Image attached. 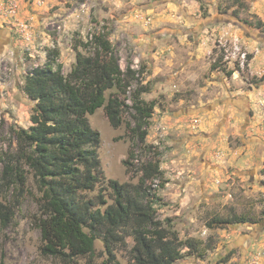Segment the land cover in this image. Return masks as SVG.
I'll list each match as a JSON object with an SVG mask.
<instances>
[{"label": "rangeland", "instance_id": "374dc122", "mask_svg": "<svg viewBox=\"0 0 264 264\" xmlns=\"http://www.w3.org/2000/svg\"><path fill=\"white\" fill-rule=\"evenodd\" d=\"M258 20L264 21V0H0V202L15 210L9 223H0V264H57L39 252L31 176L18 197L14 184L1 179L3 157L16 146L10 127L30 125L26 72L57 48L66 75L74 46L85 52L80 42L100 29L109 32L122 69L143 70L150 91L142 97L155 101L145 140L150 150L125 123L113 128L102 107L88 116L99 133L103 178L135 183L140 163L158 151L157 216L170 218L182 239L202 242L201 257L185 255L176 264H217L230 251L219 264H264V39L253 34H264V27H256ZM232 213L247 221L207 226L213 216ZM95 247L92 264H101L99 239ZM126 250L115 251L121 264Z\"/></svg>", "mask_w": 264, "mask_h": 264}, {"label": "trees", "instance_id": "16d2710c", "mask_svg": "<svg viewBox=\"0 0 264 264\" xmlns=\"http://www.w3.org/2000/svg\"><path fill=\"white\" fill-rule=\"evenodd\" d=\"M256 27H264V21L258 20ZM80 45L85 52L74 46L75 61L66 75L57 48L48 49L44 64L26 72L22 89L34 102L30 125L10 127L16 146L3 157L1 179L7 186L14 184L18 197L27 190L31 176L40 211L34 220L40 232V254L57 264H79L82 258L92 264L99 239L106 256L101 264H121L115 253L119 247L127 248L124 264H176L185 255L201 257L200 240L182 239L170 218L157 216L162 182L154 185V181L163 173L158 151L140 163L135 183L103 178L97 153L99 133L88 116L102 107L113 128L125 123L132 136L150 150L153 146L145 140L155 101L142 97L150 91L149 82L140 79L143 70L120 67L108 31L97 30ZM123 163L131 165L127 158ZM14 214V206L0 202L1 224L9 223ZM245 221L235 213L216 215L207 226Z\"/></svg>", "mask_w": 264, "mask_h": 264}, {"label": "water", "instance_id": "95a60500", "mask_svg": "<svg viewBox=\"0 0 264 264\" xmlns=\"http://www.w3.org/2000/svg\"><path fill=\"white\" fill-rule=\"evenodd\" d=\"M253 34L255 35L254 38H258V40L261 39V37L264 39V34H261V33H256V32H253ZM262 40V39H261Z\"/></svg>", "mask_w": 264, "mask_h": 264}, {"label": "flooded vegetation", "instance_id": "af4514ba", "mask_svg": "<svg viewBox=\"0 0 264 264\" xmlns=\"http://www.w3.org/2000/svg\"><path fill=\"white\" fill-rule=\"evenodd\" d=\"M258 39V38H257ZM261 40V39H260ZM5 41V40H4ZM236 101V100H235ZM228 103V102H225ZM225 103H223V105H225ZM247 126V125H246ZM258 139V138H257ZM260 149H262V151H264V146H261Z\"/></svg>", "mask_w": 264, "mask_h": 264}, {"label": "built area", "instance_id": "2783aa9c", "mask_svg": "<svg viewBox=\"0 0 264 264\" xmlns=\"http://www.w3.org/2000/svg\"><path fill=\"white\" fill-rule=\"evenodd\" d=\"M244 58H245V54H244V52H243V54L241 55V59L244 60ZM263 107H264V105H263Z\"/></svg>", "mask_w": 264, "mask_h": 264}]
</instances>
